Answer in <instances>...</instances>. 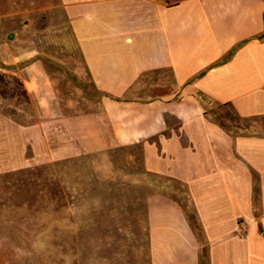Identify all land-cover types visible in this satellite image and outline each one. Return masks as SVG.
I'll use <instances>...</instances> for the list:
<instances>
[{
  "label": "crops",
  "instance_id": "0c3cea01",
  "mask_svg": "<svg viewBox=\"0 0 264 264\" xmlns=\"http://www.w3.org/2000/svg\"><path fill=\"white\" fill-rule=\"evenodd\" d=\"M11 1L0 0V15ZM57 2L80 58L76 75L100 93L63 118L66 146H140L144 181L181 185L146 197L150 264H203L204 256L264 264V136L232 135L207 112L222 105L240 118L264 116V0ZM22 55L3 63H15L30 95L55 98L51 73L37 58L17 64ZM166 71L170 84H152L159 95L140 86ZM174 195L185 196L194 222Z\"/></svg>",
  "mask_w": 264,
  "mask_h": 264
},
{
  "label": "rangeland",
  "instance_id": "374dc122",
  "mask_svg": "<svg viewBox=\"0 0 264 264\" xmlns=\"http://www.w3.org/2000/svg\"><path fill=\"white\" fill-rule=\"evenodd\" d=\"M6 12L0 15V264H150L146 197L162 184L181 185L155 176L144 181L140 146L87 152L66 146L63 118L90 109L100 93L86 75H76L80 58L57 0H12ZM21 50L17 64L40 59L54 79L55 98L30 95L15 63H3ZM160 77L170 84L166 71L142 76L140 86L156 88ZM207 112L232 135L264 136V116L240 118L222 105ZM174 197L194 222L185 196Z\"/></svg>",
  "mask_w": 264,
  "mask_h": 264
},
{
  "label": "built area",
  "instance_id": "2783aa9c",
  "mask_svg": "<svg viewBox=\"0 0 264 264\" xmlns=\"http://www.w3.org/2000/svg\"><path fill=\"white\" fill-rule=\"evenodd\" d=\"M240 229L242 230V232L240 233L241 236H245V230H244V223L240 222Z\"/></svg>",
  "mask_w": 264,
  "mask_h": 264
},
{
  "label": "trees",
  "instance_id": "16d2710c",
  "mask_svg": "<svg viewBox=\"0 0 264 264\" xmlns=\"http://www.w3.org/2000/svg\"><path fill=\"white\" fill-rule=\"evenodd\" d=\"M20 84L23 86V83H22V81L20 82ZM23 88H24V86H23ZM25 89V88H24ZM24 91V93H26V90H23Z\"/></svg>",
  "mask_w": 264,
  "mask_h": 264
}]
</instances>
